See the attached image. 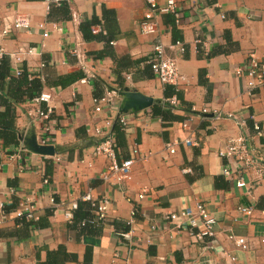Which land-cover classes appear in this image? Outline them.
<instances>
[{
  "label": "crops",
  "instance_id": "0c3cea01",
  "mask_svg": "<svg viewBox=\"0 0 264 264\" xmlns=\"http://www.w3.org/2000/svg\"><path fill=\"white\" fill-rule=\"evenodd\" d=\"M177 2L180 23L169 14L159 15L157 32L145 35L140 22L147 0H67L70 14L52 10L45 0H0V32L16 19L29 20L27 30H11L0 39L11 75L25 67L49 82L84 75L65 88L44 86L42 93L51 97L47 103L18 104L19 144L4 147L0 140V201L5 204L0 264H53L49 257L55 252L61 253L59 264H264V166L261 172H242L246 186L238 188L236 176L224 177L228 162L219 157L241 134L264 161V86L248 92L247 77L236 75L250 54L264 65V0ZM92 18L100 21L94 27L97 37L85 40L80 26ZM178 40L183 53L171 47ZM158 43L184 78L177 86L162 84L150 70L149 57ZM166 86L174 88L190 113L173 108L166 122L153 115L151 108L165 101ZM125 87L155 103L130 114L128 131L121 129L119 141L111 130L121 100L96 112L94 99ZM173 98L178 106L175 95L169 101ZM38 109H50L49 118L37 119ZM49 123L56 131L48 144L55 155L24 149L19 136L33 128L38 138L42 125ZM96 128L109 132L117 160L135 159L122 184L101 178L110 158L96 154ZM89 190L94 197L110 199L108 221L99 235H81L64 217L66 206L80 202ZM22 202L38 208L36 222L15 217ZM197 203L216 218L213 238L195 240L166 219L167 213L194 209ZM127 231L129 239L120 236ZM238 238L247 241L246 250L235 245Z\"/></svg>",
  "mask_w": 264,
  "mask_h": 264
},
{
  "label": "built area",
  "instance_id": "2783aa9c",
  "mask_svg": "<svg viewBox=\"0 0 264 264\" xmlns=\"http://www.w3.org/2000/svg\"><path fill=\"white\" fill-rule=\"evenodd\" d=\"M50 4L60 6L62 2L67 0H45ZM216 1V0H211ZM148 11L144 14L142 21L140 22V31L142 34L151 35L157 32L155 19L159 15L169 14L173 17L176 25L180 23L182 18L181 7L177 0H165V3L160 5L156 0H147ZM29 28V20L25 18L16 19L10 26L0 32V39L2 37L9 36L11 30H27ZM94 33V28H92ZM46 36V35H44ZM202 43L201 40H196V44ZM177 49L179 53L184 52V46L181 41H175L171 46ZM30 52V51H29ZM0 54H2L0 52ZM150 70L154 76L159 79L162 84H170L173 86L179 85L180 81L184 78L180 75L176 60L166 55L164 47L161 43L153 45L152 54L148 61ZM45 64H41V68ZM21 72V71H20ZM16 73V76L20 74ZM236 75L239 77L246 76L248 79L247 88L248 92H251L257 87L264 86V65L258 62L254 54L248 56V61L245 67L236 69ZM51 99L49 94L41 93L37 98L32 101L37 103L49 102ZM118 99V90L110 89L107 90L103 97L94 99L96 105L95 111L100 112L102 105H109ZM171 104L175 105L176 100L173 98ZM202 113L206 114L208 111L204 109ZM50 109L42 111L38 109L35 113V117L41 121L47 120L50 116ZM129 116L130 114H121L116 123H118L122 130L128 131L129 128ZM108 124V122H107ZM258 137H262V131L257 124L253 126ZM56 131L53 130L49 124H43L40 128V134L36 138L39 145H48L54 139ZM93 136L100 138L101 142L96 145V154L104 153L110 158V163L106 170L101 174V178L106 182L113 181L117 184H122L129 177L132 166L134 164V158H128L123 160H117L114 147L112 145L111 137L109 132L96 128ZM168 152L174 153V149L168 145ZM138 153L136 146L132 148V154L135 156ZM219 157L228 162L224 165L222 173L228 180L233 179V176L237 177L236 186L242 188L246 186V183L241 177L242 172H246L249 169H260L264 166V161L261 157H257L253 154L252 147L247 142V139L243 135H238L234 139L230 140L229 145L223 151L219 152ZM47 183V180H44ZM144 191L139 195V199L144 198ZM81 201L86 202L92 208L93 216L89 220H83L81 225L84 226L86 223L89 224H105L108 221V209L110 205V199L107 197H94L92 192L89 190L85 192ZM21 208L15 211V217L17 219H24L28 222H36L39 218L38 208L34 203L22 202L20 203ZM58 206V205H57ZM78 203L72 202L70 206H66L64 211V217L72 222L74 219V212L77 209ZM135 210L132 213V218L126 224L131 226ZM5 218V204L0 201V225L3 223ZM166 219L175 224L176 229H186L192 235L195 240L202 241L206 238H213L215 236V226L217 224L216 218L208 212L206 207L202 203H197L195 208L186 207L179 211L170 212L166 214ZM130 232H122L121 237L129 239ZM230 238H233L232 236ZM234 243L237 247L242 250L248 248L247 241L243 238L234 239Z\"/></svg>",
  "mask_w": 264,
  "mask_h": 264
},
{
  "label": "trees",
  "instance_id": "16d2710c",
  "mask_svg": "<svg viewBox=\"0 0 264 264\" xmlns=\"http://www.w3.org/2000/svg\"><path fill=\"white\" fill-rule=\"evenodd\" d=\"M53 8H60L64 13L70 14L68 6L65 2H62L60 6L52 4V10ZM51 13L52 12L50 11V15ZM99 24L100 21L96 18H92L90 21L82 23L80 30L83 38L85 40L96 38L97 36L93 34L92 28ZM174 37L177 39L176 34ZM110 40L111 39H107V43H109ZM226 42L228 43L229 39H226ZM10 66V58L4 54H0V107L3 109L0 111V140L4 147L16 146L19 144V131L16 125V106L18 104L30 102L37 98L42 93L43 88L46 85L65 88L84 77L82 73L77 72L59 76L56 81L49 82L48 79L42 78L41 74L29 73L26 67L21 70L18 76H13L10 73ZM174 95L179 101L178 106H174L169 101ZM181 100V97L178 93H176L174 88L166 86L165 101L155 104L151 108L152 113L153 115L161 118L163 122L169 121L170 118L172 119L171 111L173 108L181 109L190 113L191 108L183 107ZM111 135L116 137V139L118 138L119 141L122 139L121 127L118 123H116L111 130ZM99 142L101 141L99 140ZM114 151L116 153L115 145ZM91 209L92 208L88 203L80 201L78 202L77 209L74 212L73 223L79 228L81 235H99L101 228L104 225L89 223H86L84 226L81 225L83 220L93 216ZM50 254L52 255H50L49 258L52 259L53 264H59L61 261V253L55 252Z\"/></svg>",
  "mask_w": 264,
  "mask_h": 264
},
{
  "label": "water",
  "instance_id": "95a60500",
  "mask_svg": "<svg viewBox=\"0 0 264 264\" xmlns=\"http://www.w3.org/2000/svg\"><path fill=\"white\" fill-rule=\"evenodd\" d=\"M118 98L121 100L119 103L118 117L121 114H133L139 112L151 107L155 103V100L151 97H147L137 91H132L126 87L123 90H118ZM19 138L23 144L24 149L31 153L47 157H53L56 153L53 146L39 145L37 143L33 128L28 135H20Z\"/></svg>",
  "mask_w": 264,
  "mask_h": 264
}]
</instances>
